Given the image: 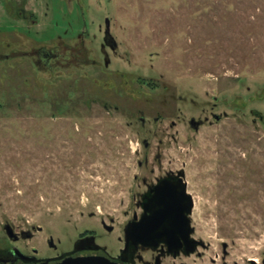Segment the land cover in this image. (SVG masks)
<instances>
[{"label":"rangeland","instance_id":"obj_1","mask_svg":"<svg viewBox=\"0 0 264 264\" xmlns=\"http://www.w3.org/2000/svg\"><path fill=\"white\" fill-rule=\"evenodd\" d=\"M181 171L186 264H264V0H0V245L118 252Z\"/></svg>","mask_w":264,"mask_h":264},{"label":"water","instance_id":"obj_2","mask_svg":"<svg viewBox=\"0 0 264 264\" xmlns=\"http://www.w3.org/2000/svg\"><path fill=\"white\" fill-rule=\"evenodd\" d=\"M109 38L113 39L107 31L105 43L109 42ZM113 44L115 45L114 41ZM191 125L198 129L200 123L193 119ZM145 144L148 146L147 142ZM177 175L180 177L178 182L173 183L163 178L143 196L144 214L139 221L127 225L126 248L121 251L119 260L125 261L124 257L130 246L157 247L159 243L169 242L176 235L186 240L191 239L193 228L190 215L193 213L195 202L193 195L188 191V183L184 180L185 173L181 171ZM7 230L12 238L11 226H7ZM49 244L53 246V239ZM61 258L64 260L59 264H116L105 257L73 258L69 253Z\"/></svg>","mask_w":264,"mask_h":264},{"label":"flooded vegetation","instance_id":"obj_3","mask_svg":"<svg viewBox=\"0 0 264 264\" xmlns=\"http://www.w3.org/2000/svg\"><path fill=\"white\" fill-rule=\"evenodd\" d=\"M108 41V44H110L111 41ZM217 119H219V117H217ZM199 123L201 124L202 122ZM177 174L170 173L164 178H167L173 183L178 182L180 177ZM160 180H157L156 184H158ZM184 180L186 181V179ZM156 184L149 186L148 191H150ZM138 206L142 211L140 214L135 212L132 219L129 220L126 227L123 228V231L121 232L124 241L123 247L119 248L118 252L109 251L107 248L97 243L98 237H93L88 234L75 244L73 250L69 251V256L73 258L105 257L112 263L116 264H186V260L194 255H198L199 258L202 257V254L198 250L199 248L206 250L207 246L203 241L197 239L195 236L196 230L193 227L192 213V215H190V219L193 231L191 233L190 240H186L183 237L176 235L171 238L169 242L159 243L157 247H144L142 245H138L136 247L130 246L124 257L125 261L119 260L121 251L126 248L125 230L127 225L130 222L139 221L144 214L143 197L142 201L138 203ZM102 225L107 232H114V228L112 226H107L105 222H103ZM110 227L112 229H110ZM4 234L2 245H0V264H59L64 260V258L61 257L67 254L62 253L55 256L37 257L36 255H31L21 251L13 244L18 243L21 240H31L33 239V234H26L25 232L17 233L13 230V237L10 238L7 226H4ZM34 253L37 254V251H34Z\"/></svg>","mask_w":264,"mask_h":264},{"label":"trees","instance_id":"obj_4","mask_svg":"<svg viewBox=\"0 0 264 264\" xmlns=\"http://www.w3.org/2000/svg\"><path fill=\"white\" fill-rule=\"evenodd\" d=\"M150 86H151V84H150Z\"/></svg>","mask_w":264,"mask_h":264}]
</instances>
